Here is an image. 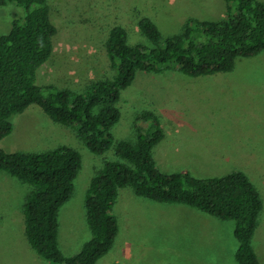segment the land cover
<instances>
[{"label":"rangeland","instance_id":"1","mask_svg":"<svg viewBox=\"0 0 264 264\" xmlns=\"http://www.w3.org/2000/svg\"><path fill=\"white\" fill-rule=\"evenodd\" d=\"M48 2L58 34L40 83L82 95L97 80L116 75L105 51L113 26L128 30L130 45H149L139 27L143 17L151 18L164 38L181 33L189 18L217 21L227 17L226 0ZM24 15V8L17 4L0 6V35L9 33L15 20H22ZM118 107L122 116L113 129L115 141L135 142L139 116L146 111L158 116L165 138L156 147L155 157L163 173L188 172L211 178L242 171L264 201V52L240 58L231 73L194 78L178 71L139 72L133 85L123 91ZM102 108L98 105L94 113L99 114ZM13 122L14 133L2 143L7 152L42 153L70 146L82 155L75 192L59 213L62 251L77 254L92 238L91 230H83L88 188L108 162L119 159L116 150L112 148L103 155L92 153L78 128L55 122L36 106L14 116ZM7 143L15 147L8 148ZM4 183L19 184L10 187ZM32 189L30 184L0 171V250L4 259H21L25 250L35 252L24 234V206ZM71 205L75 207L71 219H67ZM114 213L119 221L115 253L123 256L124 264H239L235 221H224L181 204L157 203L137 196L132 188L121 190ZM259 222L253 244L264 264V210ZM192 228H200V236L194 237L198 242L190 250L184 241L186 231ZM194 251L200 253L201 262L188 258L189 254L195 257ZM116 256L111 254L110 260Z\"/></svg>","mask_w":264,"mask_h":264},{"label":"trees","instance_id":"2","mask_svg":"<svg viewBox=\"0 0 264 264\" xmlns=\"http://www.w3.org/2000/svg\"><path fill=\"white\" fill-rule=\"evenodd\" d=\"M226 1L225 19L189 18L181 33L168 38L151 18L143 17L139 27L149 45H130L128 30L113 26L105 51L116 75L97 80L82 95L40 83L58 34L48 0H0V6L17 4L25 11L9 33L0 35V171L33 187L24 206L25 232L43 259L52 264H97L112 251L119 234L114 207L120 192L132 188L137 196L157 203L181 204L235 221L236 260L239 264H262L253 240L264 201L246 173L234 171L211 178L188 172L163 173L155 150L165 133L151 111L139 116L135 142L115 141L113 135L122 116L118 107L122 93L133 85L139 72L172 70L199 78L230 73L240 58L264 52V2ZM98 105L103 108L95 114ZM34 106L55 122L78 128L92 153L103 155L115 148L119 158L108 162L91 181L85 204L92 238L73 256L65 255L60 246L59 213L75 192L83 167L81 153L70 146L42 153L7 152L2 146L14 132L13 117Z\"/></svg>","mask_w":264,"mask_h":264},{"label":"crops","instance_id":"3","mask_svg":"<svg viewBox=\"0 0 264 264\" xmlns=\"http://www.w3.org/2000/svg\"><path fill=\"white\" fill-rule=\"evenodd\" d=\"M172 70H170V71H167V72H171ZM233 71H236V67H235V69L233 70ZM233 71H231V72H233ZM230 72V73H231ZM165 73V72H164ZM160 74H163V73H160ZM14 123V122H13ZM14 131H15V129H14ZM14 133V132H13ZM12 133V134H13ZM8 144V148L9 147H11V149H13L15 146H11V145H9V143H7ZM11 152V151H10ZM12 152H14L13 150H12ZM2 172H4V171H2ZM5 174V173H4ZM1 176H5V178H10L8 175H1ZM8 176V177H7ZM4 184H8V185H10V187H14L15 185L14 184H19V183H4ZM27 191H28V187H27ZM8 194V193H7ZM9 195V194H8ZM12 195H13V192L9 195V197H12ZM28 195V194H27ZM13 199L15 200V195H14V197H13ZM74 205L72 206H69L68 208H69V214L67 213V215H66V218L67 219H71V212L73 211V209H74ZM23 209V208H22ZM14 211H18L17 209H14ZM16 215H17V212H16ZM25 217V216H24ZM0 218H1V214H0ZM11 218H14V213L10 216V219ZM86 225L85 226H83V230H90V227H89V224H88V221H87V216H86ZM24 234H26V232H25V228H24ZM235 235V234H234ZM185 236H187V237H185V244L187 245V247H188V249H193L195 246H196V244H197V242H198V239H196V238H194V237H199L200 236V228H198V229H194V228H192L191 230H187L186 231V234H185ZM236 238V237H235ZM59 241H60V234H59ZM60 246H61V249H62V244H61V242H60ZM81 249H82V247H81ZM195 249V248H194ZM256 249V248H255ZM63 252H64V254L65 255H67V256H73V255H76L75 253H72V252H65L64 250H63ZM79 252H80V250H79ZM78 252V253H79ZM116 245H114V247H113V249H112V251L109 253V254H107L105 257H103L97 264H124V260L122 259L123 258V256H116V253H118V252H116ZM24 253H26L25 255H24V259L23 258H21V259H17V257H13V256H11L10 257V259H4V256H3V253L1 252V250H0V261H2L3 262V264H4V261L3 260H8V262L7 261H5V262H7V263H5V264H30V262H35V263H37V264H48V263H44L45 261H43V258L41 257V256H39L36 252H34V253H31V254H29L26 250H25V252ZM111 254L113 255V256H116V259H114V260H110V256H111ZM194 256L195 257H193V255L191 254H189V255H187L188 256V258L189 259H191V260H198V261H200L199 260V255H200V253H197V252H195L194 251ZM125 258V257H124ZM201 262V261H200ZM0 264H1V262H0Z\"/></svg>","mask_w":264,"mask_h":264}]
</instances>
